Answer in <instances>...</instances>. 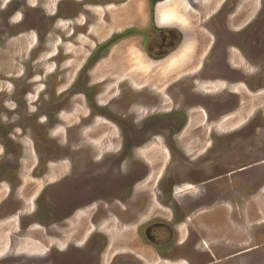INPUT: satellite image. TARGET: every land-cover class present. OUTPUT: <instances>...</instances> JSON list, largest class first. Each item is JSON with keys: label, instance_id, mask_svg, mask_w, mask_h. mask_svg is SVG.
Masks as SVG:
<instances>
[{"label": "rangeland", "instance_id": "rangeland-1", "mask_svg": "<svg viewBox=\"0 0 264 264\" xmlns=\"http://www.w3.org/2000/svg\"><path fill=\"white\" fill-rule=\"evenodd\" d=\"M231 1L228 26L254 52L252 65L235 62L250 75L234 73L238 95L191 98L166 97L163 89L179 74L178 63L196 62L214 39L223 0H0V172H25L28 180L17 192L25 215L17 213L14 189L0 188V264H38L32 256L49 247L81 244L92 231L93 208L76 211L67 224L55 223L56 214L77 192L105 201L140 172L130 209L113 196V213L96 226L109 237L107 260L119 249L154 264L142 228L155 220L173 228L172 201L177 224L169 243L189 264H264V0ZM167 29L181 44L154 63L144 55V35ZM41 172H48L44 182L88 173L75 191L43 187L33 175ZM90 252H79L73 264H95ZM62 264L72 261L62 257Z\"/></svg>", "mask_w": 264, "mask_h": 264}, {"label": "flooded vegetation", "instance_id": "flooded-vegetation-1", "mask_svg": "<svg viewBox=\"0 0 264 264\" xmlns=\"http://www.w3.org/2000/svg\"><path fill=\"white\" fill-rule=\"evenodd\" d=\"M223 1L224 2L221 5V8L217 12H215V15H216L215 21L217 20L216 25L212 26V23H211L214 20V18H210V20L207 21L210 23V25L209 23L206 24L207 26H210V27L212 26L211 28L213 29V32H214V39L210 40V43L207 47L203 43L202 49H200L201 53L200 55H198V60L194 62L195 64L193 62L191 63V64H194L193 67L189 69V66L191 64H188L185 67L186 62H183L181 65L180 63H178V66L175 68L174 73L178 72L179 74H177L176 77L172 78V82L170 83L168 82V84H166L165 88L163 89L165 93L164 95L166 97L167 96L171 97L172 93H176L177 95H180V96H186V97L190 96L191 98L199 97L200 95L204 96L205 94L209 95L211 93L219 94L222 92L223 93L229 92L232 95H238L236 88H233L236 84L234 83L236 79L234 73L236 74L237 71H241V72L246 73L247 75H250L249 72L243 71L241 66H239L235 62V57H240L242 62L245 65H247L250 61H252V58H254V52L252 50V47L246 42V38H243V41H240V43H238L239 41L236 39V37L233 36L237 33V31L231 30L227 23L228 14L234 11L236 2H234L232 5L231 0H223ZM250 25L252 26V24L250 23L247 24L246 26L247 30L251 28ZM202 26L203 27H201V30H202L201 32L207 34L208 36H212L209 33L210 31L205 30V27H204L205 25H202ZM184 28L185 27H182L181 29L184 30ZM156 32H157V35H156L157 37L152 36L154 37L152 38L151 36L144 35L145 38L143 40V44L145 45L144 55L148 59L153 61L154 63L161 62L162 60H165L169 56L175 54L183 38L175 30L174 31L170 29L169 30L168 29L167 30H157ZM116 35H119V33L115 34V36ZM243 47L244 48L246 47V49H244ZM91 67H93V65H91ZM182 70L183 71L187 70V72L185 73L180 72ZM251 73H254L253 68L251 70ZM212 85H217V89L214 91L206 89V86H212ZM240 86L243 89L248 91V87L245 82L241 81ZM187 104L189 105V102H187ZM183 106L185 107V104H183ZM190 107H187L186 109ZM129 112L131 114L134 113L132 110H130ZM153 112L154 111H151V115L152 116L156 115ZM139 119L141 120L139 121ZM139 119L137 121L133 118V122L140 123V122L145 121V119L147 118L146 116H144ZM47 173L48 172H41V173H34L33 175L35 179H40L43 181V187L48 183L49 186L55 184L58 187V189L59 188L62 189V187L74 188L75 185L76 187L80 188V183H84L83 182V178L85 176L84 174H87L88 172L82 175H78L76 174V172H68V174L72 173L71 177L67 175L65 176L63 174L59 176L57 174V177L55 179L50 180V182H44L45 180H47ZM118 173H121V172H118ZM145 173L146 172H140L136 178L131 177L130 182L127 181L126 184H123L125 181L122 180L121 183L118 184V193L115 195H112L110 198H108L105 201L96 200L93 197L87 198L84 196L83 193L78 195L79 192H77L76 196H74L75 198H72L69 200L70 203L65 208V210H62L61 214L60 213L56 214V218H54V220L56 219L55 223L57 221H60V222L64 221V223L67 224L68 218L73 216L76 213V211L81 210V209L85 210L86 208L91 207L93 209L91 210L89 216H87V221L88 222L91 221L93 225L92 231L84 239V241L81 244H78V242L73 241V242H65L60 247L52 246V247L47 248V250L41 252L40 254H37V256H32L33 259L40 258L38 261L39 262L38 264H62V257L68 256L69 260L72 261V264H73V261H75L77 259V256H79V252L83 250L87 254L91 250L90 252L91 255L89 256L87 255L86 257H88L87 259H89V261L90 260L92 261L93 259H95V264H122L124 260L127 261L128 264H147L145 263V260H148V259L144 260V258L133 254L131 251H130V254L133 255L135 258H131L129 252H128V255L125 256L123 254H126V252L120 251L119 249H117V251L113 254V256H111V258L107 260V257H108L107 254H108V249H109V247L107 246L109 245L108 244L109 243L108 234H106V232L104 231L101 232L99 231V229L96 228L100 219L103 218L104 220H107L109 219L108 216H110V214L113 213V210H111L108 207V204H110L111 202L110 199L113 196L118 197L123 202H126L128 200L130 204L126 207V209L128 210L130 209L131 205L134 202H131L132 200L130 201L129 199L130 198L132 199L133 196L136 195V192L134 191L135 182L137 181V178L139 176H142ZM122 179H124V173H123ZM27 181H28L27 175H25V172H0V188L6 185L8 190L14 189L15 197L17 196L16 198L18 199V202H19V204L17 205L19 208L16 210H18L17 213L21 212V214H23L22 207L24 204V200L20 197V195L19 196L17 195V192H18V189L22 185L25 186L28 183ZM168 204H169L168 206L169 212L171 215V218L169 220H171L170 224L173 225L172 226L173 228L169 229V225H167V222L165 221H160V220L156 221L155 219H153L155 220L154 222H151L145 225L144 228H142V233L144 237L148 241H150L151 245L154 246L155 248L154 253L152 252L153 254L152 256H155L157 258V260L156 258L153 260L154 264H160V263L168 264L170 262L172 264H176V263L178 264L179 262L184 263V264H189L188 254H182L183 256H180L179 248L173 249L171 247L172 244L170 243H174L175 238H176V233H175L176 228L174 225L177 224L176 222L177 218H174L175 210H174V207H172L173 202L169 201ZM35 209H36V205H35ZM114 214H116V211H114ZM112 216H114L116 219L118 217L115 215H112ZM20 217L21 216L16 215L14 219L16 223L17 231L21 230L22 222L19 220ZM182 217L183 216H181L180 218ZM10 218L12 217H5L2 220L6 221L7 219H10ZM135 219L136 218L134 217H129L127 222L130 223ZM173 221H175V223ZM25 228L27 230L30 229L29 223L26 224ZM155 230H159V232H155ZM58 232H60V230H58ZM60 233H57L58 235H56L54 238H61ZM54 234H56V232H54ZM163 236L168 237V242L161 241V240H165ZM138 238H140V235ZM170 240L172 241L170 242ZM100 241H101V244L99 245ZM131 242L134 243V241H131ZM93 245H95V247H98V249L96 250V252H94V254H93V250L91 249V246L93 247ZM157 247H160V248H157ZM167 252L175 253V257L167 255L166 254ZM3 264H7V263L3 262Z\"/></svg>", "mask_w": 264, "mask_h": 264}, {"label": "crops", "instance_id": "crops-1", "mask_svg": "<svg viewBox=\"0 0 264 264\" xmlns=\"http://www.w3.org/2000/svg\"><path fill=\"white\" fill-rule=\"evenodd\" d=\"M180 9H181V7L179 9H174V10H176L177 12H180L182 10V9L181 10Z\"/></svg>", "mask_w": 264, "mask_h": 264}, {"label": "bare ground", "instance_id": "bare-ground-1", "mask_svg": "<svg viewBox=\"0 0 264 264\" xmlns=\"http://www.w3.org/2000/svg\"><path fill=\"white\" fill-rule=\"evenodd\" d=\"M263 251H264V250H263ZM257 255H258V254H257ZM230 257L233 259V257H234V256H233V257H232V256H230ZM238 257H239V255H238ZM238 257H236V258H238ZM232 259H231V260H232ZM230 262H231V261H230ZM259 264H260V263H259Z\"/></svg>", "mask_w": 264, "mask_h": 264}]
</instances>
